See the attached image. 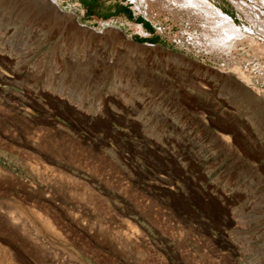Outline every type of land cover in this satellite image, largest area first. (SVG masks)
I'll use <instances>...</instances> for the list:
<instances>
[{
	"label": "rangeland",
	"instance_id": "1",
	"mask_svg": "<svg viewBox=\"0 0 264 264\" xmlns=\"http://www.w3.org/2000/svg\"><path fill=\"white\" fill-rule=\"evenodd\" d=\"M146 1L0 0V264H264V56Z\"/></svg>",
	"mask_w": 264,
	"mask_h": 264
},
{
	"label": "bare ground",
	"instance_id": "2",
	"mask_svg": "<svg viewBox=\"0 0 264 264\" xmlns=\"http://www.w3.org/2000/svg\"><path fill=\"white\" fill-rule=\"evenodd\" d=\"M132 1L136 4V7H140L139 4L141 3L144 4L147 2L146 0H132ZM156 1H158V3L160 4L163 2V0H156ZM184 1L186 4L188 5L190 4L191 7L194 6L198 14L200 13V15H203L205 17V20H207V22L209 23L208 27H210L209 30L211 34L210 40H212L211 45L213 44L214 47L226 51L234 47L233 46L234 43L237 42V44H239L244 42L247 43L248 46H250V48L254 51L256 55L264 56V43H260L259 41H257L256 39L257 36L255 37L253 34H251L250 31L248 32L247 30H241L240 28H238L236 24L233 22V19L228 14L224 13V11H222L220 8L216 7L213 3H211V1L209 0H184ZM51 2L56 8H59V3L57 2V0H51ZM243 31H245L246 33L245 32L243 33ZM206 37L209 39V36ZM126 39L128 38L126 37ZM230 74L236 77V79H238L240 83L242 82V85H244L246 88L248 89L250 88L248 86L249 79L243 72H241L240 69L232 68ZM256 96H258V98H261V96H259L257 92H256Z\"/></svg>",
	"mask_w": 264,
	"mask_h": 264
},
{
	"label": "crops",
	"instance_id": "3",
	"mask_svg": "<svg viewBox=\"0 0 264 264\" xmlns=\"http://www.w3.org/2000/svg\"><path fill=\"white\" fill-rule=\"evenodd\" d=\"M134 17V16H133ZM136 17L134 18V21H135ZM132 24V23H131ZM135 26H140L142 25L143 27V30L148 34V37L151 36L150 32L152 31L151 27L146 25V23H135L133 24Z\"/></svg>",
	"mask_w": 264,
	"mask_h": 264
},
{
	"label": "water",
	"instance_id": "4",
	"mask_svg": "<svg viewBox=\"0 0 264 264\" xmlns=\"http://www.w3.org/2000/svg\"><path fill=\"white\" fill-rule=\"evenodd\" d=\"M52 10H53V12H55V13H61L62 12V10L61 9H59V8H57L58 9V12L54 9V8H52V7H50ZM91 30V32H96L95 30H93V29H90Z\"/></svg>",
	"mask_w": 264,
	"mask_h": 264
},
{
	"label": "trees",
	"instance_id": "5",
	"mask_svg": "<svg viewBox=\"0 0 264 264\" xmlns=\"http://www.w3.org/2000/svg\"><path fill=\"white\" fill-rule=\"evenodd\" d=\"M135 23H145V22L141 18H138V19H135Z\"/></svg>",
	"mask_w": 264,
	"mask_h": 264
}]
</instances>
